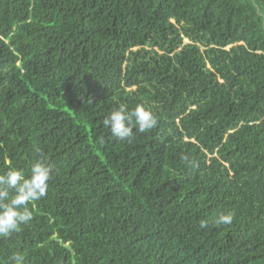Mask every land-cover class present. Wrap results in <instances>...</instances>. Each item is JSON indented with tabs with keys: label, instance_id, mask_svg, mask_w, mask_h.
Masks as SVG:
<instances>
[{
	"label": "trees",
	"instance_id": "obj_1",
	"mask_svg": "<svg viewBox=\"0 0 264 264\" xmlns=\"http://www.w3.org/2000/svg\"><path fill=\"white\" fill-rule=\"evenodd\" d=\"M42 157L0 264H264V0H0V175Z\"/></svg>",
	"mask_w": 264,
	"mask_h": 264
},
{
	"label": "clouds",
	"instance_id": "obj_2",
	"mask_svg": "<svg viewBox=\"0 0 264 264\" xmlns=\"http://www.w3.org/2000/svg\"><path fill=\"white\" fill-rule=\"evenodd\" d=\"M158 124L157 115L143 104H137L130 109L121 103L103 119V127L112 137L119 141L127 140L129 143L134 139L135 133H149L157 128ZM181 161L188 168L199 167L198 161L188 154L181 155ZM53 173L54 168L42 157L31 165L27 174L24 169L10 167L0 175V238L20 232L22 226L33 220L32 208L35 207V202L46 197ZM233 220V213H221L214 223L217 226L230 225ZM200 226L207 227V221H201ZM11 260L12 264H25V256L20 253L14 254Z\"/></svg>",
	"mask_w": 264,
	"mask_h": 264
},
{
	"label": "rangeland",
	"instance_id": "obj_3",
	"mask_svg": "<svg viewBox=\"0 0 264 264\" xmlns=\"http://www.w3.org/2000/svg\"><path fill=\"white\" fill-rule=\"evenodd\" d=\"M186 43H189V40H186ZM150 49V48H149Z\"/></svg>",
	"mask_w": 264,
	"mask_h": 264
}]
</instances>
